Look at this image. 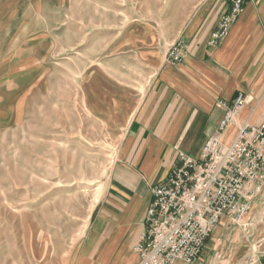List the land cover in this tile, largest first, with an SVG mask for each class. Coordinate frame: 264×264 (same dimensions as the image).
Returning <instances> with one entry per match:
<instances>
[{
  "label": "rangeland",
  "instance_id": "obj_1",
  "mask_svg": "<svg viewBox=\"0 0 264 264\" xmlns=\"http://www.w3.org/2000/svg\"><path fill=\"white\" fill-rule=\"evenodd\" d=\"M204 1L0 0V264H75L130 114ZM233 245L263 264L264 185L194 264H234Z\"/></svg>",
  "mask_w": 264,
  "mask_h": 264
},
{
  "label": "crops",
  "instance_id": "obj_2",
  "mask_svg": "<svg viewBox=\"0 0 264 264\" xmlns=\"http://www.w3.org/2000/svg\"><path fill=\"white\" fill-rule=\"evenodd\" d=\"M197 9L181 32L180 61L160 65L130 114L75 264H138L133 246L144 231L151 189L166 179L178 152L197 157L217 133L224 116L216 105L219 99L231 105L239 93L246 97L227 140L240 125L264 123V0L247 3L215 47L209 42L226 5L205 0ZM211 246L220 245L214 239ZM239 255L233 245L231 262L244 261ZM214 259L203 256L199 264Z\"/></svg>",
  "mask_w": 264,
  "mask_h": 264
},
{
  "label": "built area",
  "instance_id": "obj_3",
  "mask_svg": "<svg viewBox=\"0 0 264 264\" xmlns=\"http://www.w3.org/2000/svg\"><path fill=\"white\" fill-rule=\"evenodd\" d=\"M252 0H223L226 10L213 32L210 46L219 45L244 6ZM183 46L173 48L166 63L182 57ZM239 94L225 111L218 133L205 141L199 156L178 152L166 179L152 187V201L134 244L138 264H194L199 261L212 229L225 216H242L264 185V124L241 126L225 145L222 133L245 104ZM264 264V261H263Z\"/></svg>",
  "mask_w": 264,
  "mask_h": 264
}]
</instances>
